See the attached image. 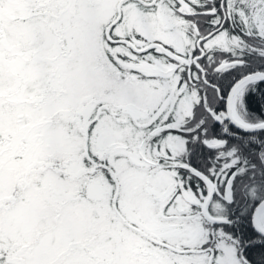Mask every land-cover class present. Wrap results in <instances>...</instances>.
Returning a JSON list of instances; mask_svg holds the SVG:
<instances>
[{"label": "snow or ice", "instance_id": "1", "mask_svg": "<svg viewBox=\"0 0 264 264\" xmlns=\"http://www.w3.org/2000/svg\"><path fill=\"white\" fill-rule=\"evenodd\" d=\"M0 264H264V0H0Z\"/></svg>", "mask_w": 264, "mask_h": 264}]
</instances>
